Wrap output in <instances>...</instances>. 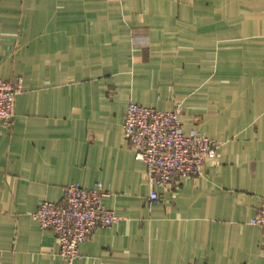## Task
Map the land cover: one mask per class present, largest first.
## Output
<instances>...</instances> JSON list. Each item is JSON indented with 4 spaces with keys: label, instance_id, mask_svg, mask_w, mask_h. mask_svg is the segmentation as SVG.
<instances>
[{
    "label": "crops",
    "instance_id": "1",
    "mask_svg": "<svg viewBox=\"0 0 264 264\" xmlns=\"http://www.w3.org/2000/svg\"><path fill=\"white\" fill-rule=\"evenodd\" d=\"M16 78L0 264H68L33 214L71 184L119 216L74 264H264V0H0V79ZM130 101L179 104L185 133L220 144L202 176L153 188L124 135Z\"/></svg>",
    "mask_w": 264,
    "mask_h": 264
},
{
    "label": "built area",
    "instance_id": "2",
    "mask_svg": "<svg viewBox=\"0 0 264 264\" xmlns=\"http://www.w3.org/2000/svg\"><path fill=\"white\" fill-rule=\"evenodd\" d=\"M22 93V80L0 79V123L10 124L15 117L16 99ZM183 107L161 111L130 101L123 130L137 161L146 165V175L153 188H167L184 179L202 176L208 162L217 157L220 144L207 136L187 134L182 122ZM107 194L79 184L66 188L59 202L45 201L33 214L45 230L54 233L60 254L68 264L80 255V246L90 240L99 228H110L119 222L115 211L103 204ZM151 201L159 195L152 191ZM253 224L264 228V196Z\"/></svg>",
    "mask_w": 264,
    "mask_h": 264
}]
</instances>
